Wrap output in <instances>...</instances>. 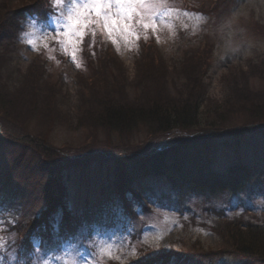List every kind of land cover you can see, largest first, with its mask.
<instances>
[{
  "label": "rangeland",
  "instance_id": "obj_1",
  "mask_svg": "<svg viewBox=\"0 0 264 264\" xmlns=\"http://www.w3.org/2000/svg\"><path fill=\"white\" fill-rule=\"evenodd\" d=\"M6 1L10 2L0 0V4ZM29 3L11 2L17 7L12 12L19 9L21 17L13 15V21L9 17L0 45V71L5 80H11L13 91L12 107L0 104V236L7 241L0 249V264H8L1 259L3 250L9 262L16 264L18 237L9 226L23 223L19 230L25 232L30 219L47 206L49 182L57 199L65 197L69 216L90 215V220L81 219L74 238H63L61 248L33 250L31 264H66L73 258L78 264L85 260L95 264L97 259L99 264L116 260L125 264L155 257L162 250L176 255L167 264H245L224 244L223 234H216L212 227L219 222L225 229V219L264 226V117L253 119V110L236 107L245 91H250V96L264 92V0H160L164 15L158 17L154 29L140 31L139 39L113 33L116 44L98 30L102 36L96 34L93 42L89 34L77 46L75 62L70 56L73 49L57 43L52 19L57 10L51 0L46 12L24 10ZM44 31L52 35L45 37ZM87 38L92 45L100 42L96 52L102 54V60L110 61L109 67L115 71L107 87H114L115 82L132 98L141 95V88H137L142 79L141 64L150 53L157 55L158 67L168 71L172 96L180 95L178 91L187 80L179 71L193 69L202 92L197 101L198 123L167 133L139 127L130 132L133 138L128 141L107 137L99 112L89 111L85 103L87 95L93 100L90 95L94 90L85 62L87 52H83L93 47L85 42ZM146 41L153 42L146 46ZM98 61L95 66L106 73ZM179 74L181 80L174 83ZM263 97L258 95L261 100ZM183 142L191 146H182L179 155L170 153ZM165 148L168 158L178 156L177 160L189 165L218 171L229 166L249 167L252 179L237 193L207 196L196 192L183 199L156 174L134 183L128 180L122 184L136 189L142 195L139 201L135 198L136 203L147 209L139 206L133 211L135 215L126 216L111 189L118 161ZM95 209L99 214L93 215ZM54 234L58 239L59 232ZM34 242L39 247V240ZM182 244L202 251L182 259L177 254ZM105 245L113 246V259L96 256Z\"/></svg>",
  "mask_w": 264,
  "mask_h": 264
},
{
  "label": "trees",
  "instance_id": "obj_2",
  "mask_svg": "<svg viewBox=\"0 0 264 264\" xmlns=\"http://www.w3.org/2000/svg\"><path fill=\"white\" fill-rule=\"evenodd\" d=\"M12 1L13 0H10V2L6 1L7 4H0V45L4 42L5 36L2 30L7 31L6 23L9 22V17L13 21V15L15 16V19H18L19 16V9L12 12L14 8H17L11 4ZM28 1L33 7L39 5L41 2L43 3V0ZM85 42L89 43L88 46H93L85 48L83 52H87L85 62L87 68L91 71L90 78L94 79H90V81H92L90 87L92 90L94 89L90 95L93 97V100L89 99L87 95V102L85 103L88 104L89 111L96 110L99 112V115L101 116L100 122L101 124L103 123L102 127L107 137L112 138V136H117L119 139L128 141L133 138L130 136V132L139 127L145 126L147 129H152L153 133L156 131L167 133L175 128L186 129L198 123L199 107L197 106V101L200 99V96L202 98V92L201 88L197 87L199 77L197 74L195 75L193 69H190L188 70L189 72L185 73L183 70L179 71L182 73L184 80L185 77L187 80L185 81L184 88L178 91L180 95L172 96L171 90L168 86V71L165 72L166 70L162 66L158 67V64L155 63L157 55H152L150 53L145 57L144 62L141 64L142 79L140 80L141 82L137 84V88H141V95L132 98L126 91H121L115 82L114 87L112 85L107 87V82L109 83V80L111 79V73L115 71L110 69V61L102 60V54L96 52L98 51L97 47L100 42L96 41L92 45L89 38H87V41ZM150 42L153 41H146L145 45H151ZM156 51L159 54L158 49ZM97 61L101 62L102 65L104 64L106 73L95 66L94 62ZM176 69L178 70L179 68L176 67ZM5 79L2 77V71H0V104L4 105V107H12L11 99H13V91L10 89V84L12 86V82L11 80L7 81ZM180 80V74L179 76H174V83ZM2 88L9 93L8 97L4 95V91L1 90ZM40 92L43 95L45 94V90H41ZM190 92L191 94L189 96ZM245 92H247L245 94L246 96H243L237 101V103L240 102V104L236 107L253 110L251 118L255 119L259 117L263 119L264 97L261 100L258 98V95H264V92L263 94L260 93L255 96H250V91ZM43 95H41L42 98ZM96 98H99L98 102H94V99ZM43 102L45 103V101ZM16 104H18V102H16ZM16 114L17 116H22V113L20 112H16ZM93 125L97 126L96 124ZM153 133L150 132V134H148L151 136ZM185 145L191 146L189 143L185 144L183 142L173 149L174 151L171 150L170 153H174V155L177 153L176 155H179L182 146ZM162 152H155L143 157H134L133 159L123 158L122 163L119 165V172L116 176L115 183L119 185L125 181L128 182V180L132 183L143 176L146 177L150 174H156L171 182L173 188L180 196H186L188 194H196V192L197 194L203 195H214L218 192L224 191L239 192L252 179L253 173L250 168L246 166H233L230 169H227L228 171L221 172L201 164L189 165L185 162L182 163V160H177L178 156L177 159H173L171 156L168 158V150L164 149ZM48 192V198L56 202L54 195L56 196L57 192L55 193V191L51 189V184L48 188ZM59 202H62L63 205L66 204L65 197L63 196V198H60ZM129 204L131 205L128 201L125 202L127 208H129ZM66 207L67 205L60 208L62 211L66 210L65 218L62 220L63 227L61 233L70 234L71 237L73 236L74 238L73 234L81 223V219L90 220V215L74 219L72 216L68 215V208ZM52 209L53 206L47 204V206L43 207L39 215L33 216L30 219L31 222H28L26 226H36L44 221L45 223L43 227H48L45 235L50 236L52 234V227H54L56 222L55 214L57 212L56 209L53 213ZM22 224L8 225L17 233L18 239L15 242V250L18 254L22 248H25L29 244V238L23 237L24 231L21 232L19 230L22 227ZM213 230L216 234H223L224 244L232 249V252L244 261L245 264H264L263 225L254 221L237 219L229 221L225 229L220 225V227L217 226ZM186 246L187 245L185 244L180 246L181 251L177 252L179 257L187 255L192 257L195 254H200L202 251L200 248L195 249L193 245H191L193 248H186ZM208 255L209 254H206V256ZM173 256L176 255L172 254L171 251L162 252L155 257L148 258L147 260L138 259L132 264H156V260H163L165 263L173 258Z\"/></svg>",
  "mask_w": 264,
  "mask_h": 264
},
{
  "label": "snow or ice",
  "instance_id": "obj_3",
  "mask_svg": "<svg viewBox=\"0 0 264 264\" xmlns=\"http://www.w3.org/2000/svg\"><path fill=\"white\" fill-rule=\"evenodd\" d=\"M51 3L53 9L57 10L52 17L57 43L73 49L70 56L74 62L77 59V46L89 34L93 37V42L98 30L102 34L106 32L113 44L117 43L113 33L139 39L140 31L154 29L158 17L164 15L160 10V0H51ZM50 35L51 32H43L45 37ZM29 43L33 41L30 40ZM6 246L7 241L0 236V249ZM112 248V245H105L96 256L113 259ZM66 264L78 262L73 258L67 260ZM84 264H89V261L85 260ZM95 264H99V259L95 260Z\"/></svg>",
  "mask_w": 264,
  "mask_h": 264
}]
</instances>
